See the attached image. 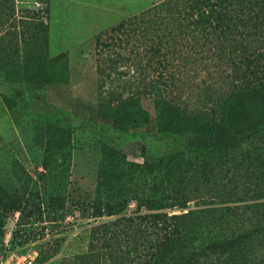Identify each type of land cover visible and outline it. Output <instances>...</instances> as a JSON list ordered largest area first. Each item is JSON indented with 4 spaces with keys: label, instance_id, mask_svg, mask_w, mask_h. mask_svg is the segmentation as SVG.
I'll return each instance as SVG.
<instances>
[{
    "label": "rangeland",
    "instance_id": "1",
    "mask_svg": "<svg viewBox=\"0 0 264 264\" xmlns=\"http://www.w3.org/2000/svg\"><path fill=\"white\" fill-rule=\"evenodd\" d=\"M161 1L0 0V74L8 60L2 47L9 42V32L19 36L25 26L30 34L39 22L46 24L48 53L57 57L63 74L57 83L35 91L0 79V185L15 198L29 200L21 203V212L0 209V264H78L92 257V227L109 220L94 217L90 207L98 189L102 144L129 162L121 167L124 174L118 181L126 192L143 189L147 181L139 178L144 173L142 179L151 180L150 162L185 155L174 132H147L135 125L118 130L103 121L69 117L73 100L97 104L138 99L153 118L157 83L181 105L205 111L206 122L227 123L216 99L232 85L233 67L225 54L205 51L206 46L184 38L165 43L156 53L154 14ZM35 11L38 14L32 16ZM121 20L129 21L111 32ZM212 107L217 108L215 121ZM59 118L69 126L51 122ZM44 158L50 162L48 168H43ZM63 162L68 170L58 186L52 174L63 171ZM167 187L160 185L157 192L171 194ZM58 194L64 206L45 208L42 201ZM222 205L190 200L186 208L169 211ZM136 211L130 200L124 214L133 216Z\"/></svg>",
    "mask_w": 264,
    "mask_h": 264
},
{
    "label": "trees",
    "instance_id": "2",
    "mask_svg": "<svg viewBox=\"0 0 264 264\" xmlns=\"http://www.w3.org/2000/svg\"><path fill=\"white\" fill-rule=\"evenodd\" d=\"M154 15L156 53L165 43L184 38L206 46L205 51L225 54L234 76L216 101L227 123L206 122L205 111L181 105L157 83L153 118L138 99L97 104L73 100L69 117L103 121L118 130L135 125L147 132H174L185 152L174 160L147 162L151 180L142 179L144 173L139 178L147 181L143 189L126 192L118 181L124 174L121 167L129 162L112 147L100 146L98 189L90 207L94 217L109 220L92 227L90 248L95 253L78 264H264V0H162ZM128 21L121 20L110 31H120ZM39 25L30 34L25 26L19 36L9 32L2 47L8 60L1 80L35 91L63 75L57 57L48 53L46 24ZM210 111L215 121L217 108ZM51 122L69 126L60 118ZM42 165L49 167L48 158ZM60 167L62 172L52 174L58 186L68 170L65 162ZM160 185L170 186L171 194L157 192ZM27 198H15L0 185L2 210L21 212ZM63 200L58 194L42 202L56 209L64 206ZM130 200L137 211L126 216ZM190 200L223 205L169 211L186 208Z\"/></svg>",
    "mask_w": 264,
    "mask_h": 264
}]
</instances>
